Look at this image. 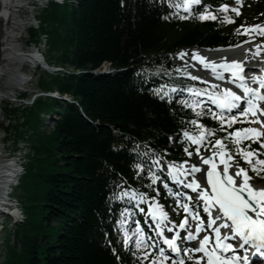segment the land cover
I'll use <instances>...</instances> for the list:
<instances>
[{
  "label": "trees",
  "instance_id": "16d2710c",
  "mask_svg": "<svg viewBox=\"0 0 264 264\" xmlns=\"http://www.w3.org/2000/svg\"><path fill=\"white\" fill-rule=\"evenodd\" d=\"M224 1L210 0L215 8ZM248 9L257 15L263 5L252 1ZM175 12L170 0H79L71 7L50 4L39 13L38 28L29 29L32 42L47 33L48 52L62 45L56 62L84 71L56 77L54 86L75 103L61 107L48 133L39 131L40 113L33 110L40 98L26 107L6 104V137H13V149L27 139L32 153L18 186L25 219L13 226L11 243L5 236L4 264H138L132 255L136 249L124 248L116 223L134 202L114 199L129 186L154 194L147 171L137 178L133 165L149 162L155 153L169 161L180 159L181 133L195 130L188 123L192 119L225 136L209 115L196 117L177 103L176 93L170 102L152 91L160 85L183 89L192 84L172 64L173 51L235 39L232 27L221 21L182 19ZM105 61L120 70L89 72ZM246 146L258 148L252 142ZM125 227L130 231L131 219Z\"/></svg>",
  "mask_w": 264,
  "mask_h": 264
},
{
  "label": "snow or ice",
  "instance_id": "6c2138e0",
  "mask_svg": "<svg viewBox=\"0 0 264 264\" xmlns=\"http://www.w3.org/2000/svg\"><path fill=\"white\" fill-rule=\"evenodd\" d=\"M239 3V0H237ZM192 5H202V0H170V7H174L176 12L174 15L179 14L183 9L185 12L191 14ZM205 12L199 14V19H217V16L208 11V6L204 5ZM220 10L227 12L229 5L221 4ZM231 11L239 15L238 8H231ZM182 19L188 18L181 16ZM225 22L234 23L235 21L225 16ZM237 29V34L250 35L252 39L251 30H254L258 35L264 37V25H251L248 27L241 26ZM249 41H243L248 43ZM264 40L259 44L254 45L257 49L253 55H260L264 52ZM246 51L252 52V49ZM181 58L187 55L186 53H178ZM193 60H199L205 68L211 70L213 75L220 76L218 69L231 74L227 79H231L232 83L236 85L242 92L239 94L230 88L218 89L217 85H212L211 90L201 88H167L166 85H160L152 91L155 95L159 96L161 100L167 98L172 101L173 93L187 92L188 97L182 98L177 103L183 105L184 108H190L196 117L210 115L213 120L220 124L221 131L226 135L222 138H216V134L212 129L207 128L199 119H192L188 121L191 125L195 126L194 131L184 130L182 133L183 138L192 145H195V151L200 156L204 165H208L207 170V186H202L199 181L191 179L185 182L181 177H189L197 171H201L196 165L190 166V171L185 167L187 161H181L179 164L174 162L167 163V176L164 178L171 179L173 182L183 185L184 188L191 189L197 192L195 197L196 204H190L181 200L180 193H172L168 184L164 182V188H168L169 193L177 196V206L183 208L185 216L182 218L178 225L168 227V224H174L169 220L168 212L164 211L163 206L159 204L155 195H149L146 192H139L131 186L123 188L119 195L114 196V199L123 200L127 198L130 202H135L137 206L141 203L147 204V215L155 224L154 232L159 241L166 246H161L157 240H153L148 233L140 226L139 221L136 222V227L129 229L125 227L128 224L126 218L131 214V208H125L120 213V219L117 220L119 231L123 233V246L126 250L131 251L130 246H134L137 251H133L132 255L137 258L138 264H186L190 261L191 264H249L248 257H241L237 254V248L243 249L248 252L249 248L264 256V188L255 189L248 182V170L244 167H237L235 177L229 174L231 166L228 161L234 159V155L229 151L226 141L231 140V143L236 146V154L240 155L242 159L251 166L252 171L264 170V159H260L261 151L264 150V69H261V75H253L252 81L258 87H251L247 80L249 78L243 75L244 65L241 61L232 60L230 62H221L217 64L213 61H207L203 56H199L195 51L192 54ZM179 72V69L177 70ZM170 74V73H168ZM193 80L201 79L200 77L192 76L191 73H183ZM205 83H207L205 81ZM203 97L204 99H197ZM205 99L210 100L216 108L220 111L209 109L206 113L203 111L202 106ZM236 110L232 114L230 110ZM224 110H229L225 114ZM252 119H249V118ZM240 118L248 123H258L259 128L256 127H242L234 128L229 131L234 124L239 122ZM209 138L214 139L211 143ZM169 139H172L171 137ZM259 142L260 148L249 150L247 146H242L243 141ZM204 147L209 151L210 155L204 156L200 149ZM139 156L147 158V153H140L138 149H134ZM187 155L191 156L193 153L188 148H185ZM255 157L256 163H252V158ZM217 158L219 164L223 165L222 170L217 168ZM162 158L151 159L147 163H135L133 167L137 170L136 176L140 178L144 170L147 171L150 184L148 187H153L158 181H161V175L157 174L156 170H163L161 164ZM259 166V167H258ZM243 176V180H237L236 177ZM121 183H126L121 181ZM119 188L120 185H117ZM210 189V191H209ZM153 191L159 194L160 189L153 187ZM248 193L247 197L242 195V192ZM188 201H192L193 197L183 193ZM203 205V212L207 214L206 229L211 231L208 234L199 238V233L206 231L205 222L201 217L197 206ZM144 209L141 208L140 211ZM191 216L193 220L198 221L195 225V232H187L183 237L179 236V230L185 228L188 223V217ZM167 221V223H165ZM191 227V225H189ZM167 228L171 236L165 235L164 229ZM198 239V247L189 248L181 246V240L193 241ZM152 241L149 243V241ZM134 241V245H133ZM235 241V242H233ZM116 249L113 248V252ZM139 253V255L137 254ZM199 254V255H194ZM119 259V257H118Z\"/></svg>",
  "mask_w": 264,
  "mask_h": 264
},
{
  "label": "rangeland",
  "instance_id": "374dc122",
  "mask_svg": "<svg viewBox=\"0 0 264 264\" xmlns=\"http://www.w3.org/2000/svg\"><path fill=\"white\" fill-rule=\"evenodd\" d=\"M33 1L30 0L28 2V5H27L28 10L22 12L21 13V17L23 19H25V20L28 19V21L30 19L31 22H32L31 25H33L32 28H37L38 20H39V18H41V16L39 15L38 4L34 3ZM248 1L249 0H243V3L238 5L240 8H243L244 16H247V18H248V20H247V22L249 24L248 26H251V25H253L254 23H257V22H258V24H261L262 22L258 21L259 18L255 17L254 19H256V20L253 21V19L250 18V16L248 15V13H247L248 11L246 10V6H245V4ZM262 3L264 5V0H262ZM235 4H238L237 1H235V3H233L230 7H233ZM248 26H246V27H248ZM29 29H30L29 27H26L23 30L21 37H19V42L21 43V47L23 48L25 53L26 52L27 53L28 52L31 53L30 49H33V45H32L33 39H32V36L30 35ZM61 48H62V45H59L58 47L53 48L52 51L48 52L47 51V46L45 45V47L43 49V54H44L45 60L48 63L56 62ZM171 60L182 71H186V70L189 71L188 69H190V68L184 67L183 63L181 62V60L179 59V57L176 54H173L171 56ZM25 70H27V67L24 68V72H22V74L24 73V75H27L28 71H26V73H25ZM192 72L189 71V73H191V75L193 74ZM30 75L32 76V78L30 80L28 79V81L25 84L17 85L16 86L17 89L15 88L13 90V92H11L12 96H10L7 99H3L0 102V147L2 149V153H4V155L6 156V157L3 156V159H5V158L10 156L9 158L5 159V161L9 162V163L12 161V158H13L12 154H11V150L13 149V146H12L13 137L8 138V137H6V133H5V126H6V123L8 121V118H9V114L7 113V110L5 109L6 104H9L11 106H16V107L29 106V104L25 105L24 103H31L30 101H31L32 94L33 93L37 94L38 91H39L38 88H41L43 90L49 89L52 86H54L55 81H56V75L47 74L44 71H42L41 69H35V71L32 74H30ZM38 76L40 77L39 79H38ZM45 78L46 79L49 78L48 82H46ZM21 90L24 91L23 94H20ZM45 100H46V98H45ZM47 101H48V103L45 104V103H43L42 98H40L39 101L33 106V110L36 111L37 113H41V112L50 113V112L55 111L56 108L58 110L61 109V105L56 104V101L54 99H49L48 98ZM45 130L48 131L49 128H45ZM17 148H19L20 153H24V156H23L24 158H22V155L20 156V158H22V165L24 166V163L27 160V154L31 155V152H32L30 146L28 145V140L27 139L20 140L18 142ZM18 153L19 152H16L13 155L14 158L18 157ZM208 154H210V153L207 152L206 156H208ZM157 157H159V156H157ZM192 158H193L192 164H198L197 162H201L202 163V161L199 158H197L196 156H193ZM252 163H256V159H253ZM161 164L163 165V168H164V162H163L162 159H161ZM235 167L237 168V167H242V166H240V165H238V163H236ZM15 168H16V171H18V167H15ZM245 169H247V168H245ZM19 171H20V168H19ZM166 172H167V170H166ZM13 175H15V174L13 173ZM19 175L16 174L17 177ZM12 180H13V182L18 183V184L20 182L19 181L20 179H17L16 177H14ZM20 190L21 189L18 186H15L13 188L14 200H17L18 203H19V197L18 196H19ZM15 210H16V208H15ZM0 217H1V220H2V226H3L2 230L0 231V260H2L3 256H5V253H4L5 252V236L7 234H8L9 243L12 242V237H13L12 228H13V224H8V221H7L8 219L5 218V216H1L0 215Z\"/></svg>",
  "mask_w": 264,
  "mask_h": 264
},
{
  "label": "bare ground",
  "instance_id": "6f19581e",
  "mask_svg": "<svg viewBox=\"0 0 264 264\" xmlns=\"http://www.w3.org/2000/svg\"><path fill=\"white\" fill-rule=\"evenodd\" d=\"M29 1L0 0V102L12 96L11 92H13L17 85L25 84L28 81L29 77H26L22 72L37 57L35 50L31 53H25L19 42V37H21L23 30L32 24L30 19L28 21V19L25 20L21 17V13L28 10L27 5ZM253 47L254 45L241 47L239 50L241 52L236 55L229 52L212 54L208 49H196V52L205 57L216 56L218 60L224 61L242 59V62L245 63L252 57V52L246 50L253 49ZM59 69L60 67H55V70ZM3 156L5 155L2 153L0 147V201L3 198L5 199L4 196L8 192L9 182L14 178L13 173L17 172L16 165L6 162ZM203 168L205 170L206 166H203ZM8 170H10V173L7 172ZM231 175L235 177L234 172H231ZM236 179L243 180V177H236ZM248 182L255 189L263 188L256 185V181L252 179Z\"/></svg>",
  "mask_w": 264,
  "mask_h": 264
},
{
  "label": "built area",
  "instance_id": "2783aa9c",
  "mask_svg": "<svg viewBox=\"0 0 264 264\" xmlns=\"http://www.w3.org/2000/svg\"><path fill=\"white\" fill-rule=\"evenodd\" d=\"M56 1H61V0H56ZM53 69L55 70V67H53ZM16 215H17L18 219H23V214H22L21 210L17 209ZM1 261L2 260H0V264H1Z\"/></svg>",
  "mask_w": 264,
  "mask_h": 264
},
{
  "label": "water",
  "instance_id": "95a60500",
  "mask_svg": "<svg viewBox=\"0 0 264 264\" xmlns=\"http://www.w3.org/2000/svg\"><path fill=\"white\" fill-rule=\"evenodd\" d=\"M242 195H244V196L246 197V195H245V194H243V193H242Z\"/></svg>",
  "mask_w": 264,
  "mask_h": 264
}]
</instances>
